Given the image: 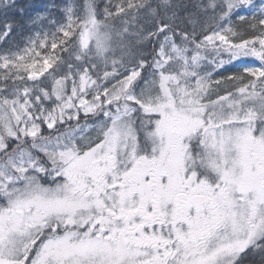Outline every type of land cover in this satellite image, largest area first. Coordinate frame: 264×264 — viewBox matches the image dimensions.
<instances>
[{
	"label": "snow or ice",
	"instance_id": "snow-or-ice-1",
	"mask_svg": "<svg viewBox=\"0 0 264 264\" xmlns=\"http://www.w3.org/2000/svg\"><path fill=\"white\" fill-rule=\"evenodd\" d=\"M39 8L0 0V264H264V0Z\"/></svg>",
	"mask_w": 264,
	"mask_h": 264
},
{
	"label": "trees",
	"instance_id": "trees-1",
	"mask_svg": "<svg viewBox=\"0 0 264 264\" xmlns=\"http://www.w3.org/2000/svg\"><path fill=\"white\" fill-rule=\"evenodd\" d=\"M48 2L49 0H37V3L40 5V8L38 10L43 11ZM5 16H6L5 13H0V19L5 18Z\"/></svg>",
	"mask_w": 264,
	"mask_h": 264
}]
</instances>
